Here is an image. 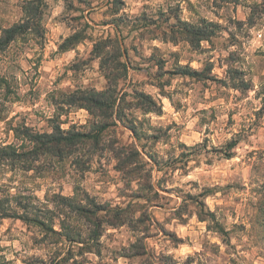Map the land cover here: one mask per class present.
Listing matches in <instances>:
<instances>
[{
    "label": "clouds",
    "instance_id": "obj_1",
    "mask_svg": "<svg viewBox=\"0 0 264 264\" xmlns=\"http://www.w3.org/2000/svg\"><path fill=\"white\" fill-rule=\"evenodd\" d=\"M0 264H264V0H0Z\"/></svg>",
    "mask_w": 264,
    "mask_h": 264
}]
</instances>
